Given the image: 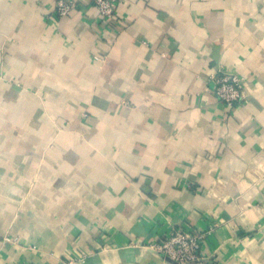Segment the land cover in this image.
<instances>
[{"label":"crops","instance_id":"obj_1","mask_svg":"<svg viewBox=\"0 0 264 264\" xmlns=\"http://www.w3.org/2000/svg\"><path fill=\"white\" fill-rule=\"evenodd\" d=\"M56 1L0 0V264H264V0Z\"/></svg>","mask_w":264,"mask_h":264},{"label":"built area","instance_id":"obj_2","mask_svg":"<svg viewBox=\"0 0 264 264\" xmlns=\"http://www.w3.org/2000/svg\"><path fill=\"white\" fill-rule=\"evenodd\" d=\"M84 0H57L51 14L52 20L68 16ZM89 6L96 8L99 18L108 22L116 14L117 0H89ZM2 52L0 51V57ZM210 93L227 107L240 105L246 100L243 79L236 74L222 69L210 76ZM211 229L203 232H188L172 229L164 239L156 244L146 246L175 264H208L202 255L204 242ZM77 260L64 261L61 264H74Z\"/></svg>","mask_w":264,"mask_h":264}]
</instances>
